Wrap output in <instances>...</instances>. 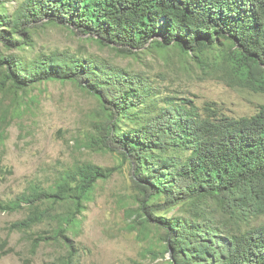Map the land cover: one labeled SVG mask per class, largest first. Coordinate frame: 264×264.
Masks as SVG:
<instances>
[{"label":"trees","instance_id":"1","mask_svg":"<svg viewBox=\"0 0 264 264\" xmlns=\"http://www.w3.org/2000/svg\"><path fill=\"white\" fill-rule=\"evenodd\" d=\"M9 1L0 0V92L15 94L13 114L20 93L50 81L77 83L98 99L104 118L102 137L85 145H122L131 158L140 195L126 213L140 233L159 234V250L149 253L162 254L161 264H264V223L251 224L264 214V104L250 116L203 113L190 98L162 94L142 71L83 46L46 50L37 41L57 26L122 57L175 46L203 75L264 93V0H17L13 10ZM4 97L0 164L13 118ZM111 175L100 164L76 163L48 187L33 183L0 200V211L28 210L11 230L52 219L51 237L68 239L99 180ZM175 208L178 214L160 213ZM47 238H34V248Z\"/></svg>","mask_w":264,"mask_h":264},{"label":"rangeland","instance_id":"2","mask_svg":"<svg viewBox=\"0 0 264 264\" xmlns=\"http://www.w3.org/2000/svg\"><path fill=\"white\" fill-rule=\"evenodd\" d=\"M16 1L7 2L10 10ZM85 37L67 28L50 26L37 37L38 48L86 47L120 66L142 71L162 94L194 100L203 113L214 110L233 117L250 116L264 104V93L207 77L194 60L185 64L181 50L175 46L168 53L143 48L136 59L103 50L94 43L85 44ZM14 95L0 92L11 112L14 107L10 99ZM18 98L17 112L10 115L13 118L2 145L0 200L14 199L33 183L48 187L76 163L91 161L110 168L112 175L99 180L92 198L86 202L87 208L79 215L80 224L67 232L68 239L51 237L56 225L52 219L28 231L11 230V224L25 218L28 210L0 211V264H65L66 260L73 264L166 262L162 254L149 253L151 249L159 250V234L140 233L132 227L134 222L126 213L127 207H137L140 194L131 176V158L125 157L122 145L100 149L99 140L85 145L87 137H102L99 125L104 118L98 99L75 82L61 81L40 84L20 93ZM119 127L122 129V125ZM63 209L65 206L61 205L58 211ZM178 212L175 208L160 213L170 216ZM251 220V224L264 223V214ZM164 231L162 228L161 233ZM39 235L49 238L34 248L33 239Z\"/></svg>","mask_w":264,"mask_h":264}]
</instances>
